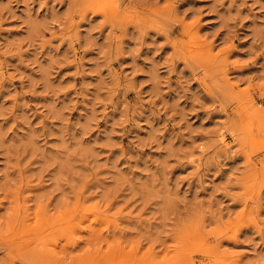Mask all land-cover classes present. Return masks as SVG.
I'll return each instance as SVG.
<instances>
[{"label": "rangeland", "instance_id": "374dc122", "mask_svg": "<svg viewBox=\"0 0 264 264\" xmlns=\"http://www.w3.org/2000/svg\"><path fill=\"white\" fill-rule=\"evenodd\" d=\"M0 264H264V0H0Z\"/></svg>", "mask_w": 264, "mask_h": 264}, {"label": "bare ground", "instance_id": "6f19581e", "mask_svg": "<svg viewBox=\"0 0 264 264\" xmlns=\"http://www.w3.org/2000/svg\"><path fill=\"white\" fill-rule=\"evenodd\" d=\"M70 233H71V231H70Z\"/></svg>", "mask_w": 264, "mask_h": 264}]
</instances>
